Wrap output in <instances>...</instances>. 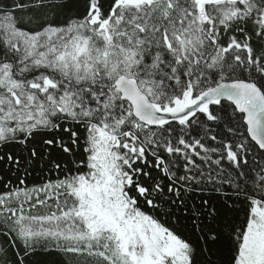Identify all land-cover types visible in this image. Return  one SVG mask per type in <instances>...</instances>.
<instances>
[{"label": "snow or ice", "instance_id": "obj_1", "mask_svg": "<svg viewBox=\"0 0 264 264\" xmlns=\"http://www.w3.org/2000/svg\"><path fill=\"white\" fill-rule=\"evenodd\" d=\"M0 264H264V0H0Z\"/></svg>", "mask_w": 264, "mask_h": 264}, {"label": "trees", "instance_id": "obj_2", "mask_svg": "<svg viewBox=\"0 0 264 264\" xmlns=\"http://www.w3.org/2000/svg\"><path fill=\"white\" fill-rule=\"evenodd\" d=\"M30 182H31V178H29ZM53 259H55V257H53Z\"/></svg>", "mask_w": 264, "mask_h": 264}]
</instances>
